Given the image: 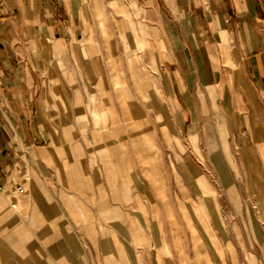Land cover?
Here are the masks:
<instances>
[{"label":"crops","instance_id":"0c3cea01","mask_svg":"<svg viewBox=\"0 0 264 264\" xmlns=\"http://www.w3.org/2000/svg\"><path fill=\"white\" fill-rule=\"evenodd\" d=\"M205 132L264 199V0H0V264H151L138 175Z\"/></svg>","mask_w":264,"mask_h":264},{"label":"rangeland","instance_id":"374dc122","mask_svg":"<svg viewBox=\"0 0 264 264\" xmlns=\"http://www.w3.org/2000/svg\"><path fill=\"white\" fill-rule=\"evenodd\" d=\"M212 134H201L199 148L193 147L187 136L176 141L169 137L166 147L154 149L153 162L146 165L150 175H138L135 228L126 231L137 238L147 232L152 242V248L148 243L151 264L169 262L155 259V255L180 252V231L186 252L194 242L195 252L211 251L214 262V251L239 260L246 251L264 253V244L257 243L264 236L262 213L256 210L264 199L248 193L259 181L250 180L249 175H228L232 170L225 168V156L218 153L222 163L215 161L217 150L223 149L207 144Z\"/></svg>","mask_w":264,"mask_h":264},{"label":"built area","instance_id":"2783aa9c","mask_svg":"<svg viewBox=\"0 0 264 264\" xmlns=\"http://www.w3.org/2000/svg\"><path fill=\"white\" fill-rule=\"evenodd\" d=\"M22 190V188H20Z\"/></svg>","mask_w":264,"mask_h":264}]
</instances>
